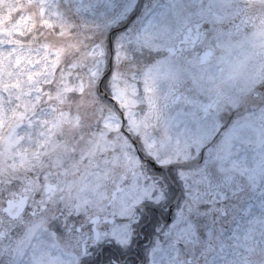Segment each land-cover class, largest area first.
Wrapping results in <instances>:
<instances>
[{
  "label": "flooded vegetation",
  "instance_id": "flooded-vegetation-1",
  "mask_svg": "<svg viewBox=\"0 0 264 264\" xmlns=\"http://www.w3.org/2000/svg\"><path fill=\"white\" fill-rule=\"evenodd\" d=\"M134 1L100 35L101 54L77 64L79 73H97L76 78L81 88L74 85L66 102L52 96L54 123L23 139L21 169L0 173V264H216L217 233L244 216L243 181L220 168L219 156L228 150L231 122L248 113L235 92L250 64L226 76L221 68L235 64L211 37L229 32L243 40L260 28L262 11L246 0H189L214 10L177 24L169 45L160 36L144 44L133 35L172 0ZM251 95L260 108L264 91ZM133 174L141 183L150 178L155 194L127 213L115 239L94 247L85 214L122 196Z\"/></svg>",
  "mask_w": 264,
  "mask_h": 264
},
{
  "label": "rangeland",
  "instance_id": "rangeland-1",
  "mask_svg": "<svg viewBox=\"0 0 264 264\" xmlns=\"http://www.w3.org/2000/svg\"><path fill=\"white\" fill-rule=\"evenodd\" d=\"M246 1L258 5L257 9L262 11L256 22L260 28L249 32L243 40L242 36L235 37L229 32L211 37L219 49L230 51L227 56L235 65L228 63L221 68L226 69L223 72L226 76L236 75L239 65L250 64L240 72L246 83L235 92L243 95L239 101L245 99L244 111L248 113L239 111L240 119L231 122L225 137L228 150L223 157L219 156L220 168L228 171L235 181L242 179L241 191L248 203L244 216L236 218L233 229L224 232L221 228L217 233L216 264H264V125H260L264 118L258 117V111L264 107V95L258 97L260 108L253 107L251 95L264 76V0ZM134 3V0H0V173L23 167L27 159L23 139L33 137L36 128L54 123L53 112L58 103L52 96L66 102V95L74 85L75 89L81 88L76 78L82 80V75L97 73L95 70L79 73L77 64L84 65V58L101 54L96 45L100 35L111 31ZM167 3L156 6L150 19L133 35L136 41L145 44L152 37L153 41H161L160 36L169 45L177 24L204 20L192 17L199 14L198 10L204 15L205 10H214L206 2L199 7L189 0ZM166 62L158 63L161 75L169 72ZM90 85L89 82L82 86L88 91ZM63 112L66 114L64 109ZM239 112L236 116H240ZM3 189L0 177V194Z\"/></svg>",
  "mask_w": 264,
  "mask_h": 264
},
{
  "label": "snow or ice",
  "instance_id": "snow-or-ice-1",
  "mask_svg": "<svg viewBox=\"0 0 264 264\" xmlns=\"http://www.w3.org/2000/svg\"><path fill=\"white\" fill-rule=\"evenodd\" d=\"M148 179L150 178L145 177L144 182L141 183L140 177L135 174L130 179L125 178L123 183L126 187L122 186L120 189L122 196L118 193L119 198L101 208L99 213L85 214V219L92 228V235L96 238L94 247L99 246L104 239H115L116 233L123 227L124 222L130 219L127 213L134 214L139 203L144 202L143 198L146 195L155 194L154 188L150 192ZM155 183L159 184V181ZM65 227H67V221H65ZM80 231H83V227Z\"/></svg>",
  "mask_w": 264,
  "mask_h": 264
},
{
  "label": "water",
  "instance_id": "water-1",
  "mask_svg": "<svg viewBox=\"0 0 264 264\" xmlns=\"http://www.w3.org/2000/svg\"><path fill=\"white\" fill-rule=\"evenodd\" d=\"M262 88H264V83H263V85H262Z\"/></svg>",
  "mask_w": 264,
  "mask_h": 264
}]
</instances>
